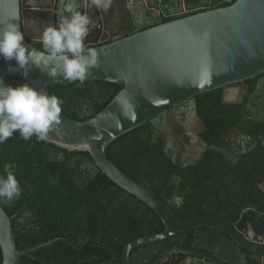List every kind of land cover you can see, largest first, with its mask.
<instances>
[{
    "label": "water",
    "instance_id": "obj_1",
    "mask_svg": "<svg viewBox=\"0 0 264 264\" xmlns=\"http://www.w3.org/2000/svg\"><path fill=\"white\" fill-rule=\"evenodd\" d=\"M230 1L113 0L106 14L95 8L85 9L96 25L85 43L98 53V65L86 81L116 85L120 89L105 108L91 117L92 105L87 112H81L82 116L78 112L77 119L62 110L60 124L48 132L44 142L68 152H87L101 173L149 207L162 222V232L137 238L124 247L121 264H130L128 255L139 245L188 232L194 233L190 249L170 247L151 264H170L172 256L180 255L183 260L179 264H264V247L260 248L264 241L263 213L248 208L233 225L206 216L181 221L176 210L182 198L174 199L177 206H173L149 188L146 181L122 172L106 155L113 141L146 122L159 128L169 109H185L198 121L195 97L204 93L221 90L222 104L243 103L248 89L241 83L264 75V0H236L230 6H221ZM58 3L59 0H36L40 10L35 11L28 0H0V28L17 24L24 33V43L35 48L33 43L39 42L43 29L29 23L27 14L44 15L46 27L58 22L55 15ZM197 11L201 12L190 14ZM173 17L177 19L162 23ZM107 39L111 41L106 42ZM9 63L15 67L14 61L0 58V79L12 87L27 83L51 95L48 88L79 84L49 78L32 65L25 69L28 72L25 79L19 69L9 72ZM261 96L262 92L256 91L247 98L242 118L260 120L261 111L256 109L253 114L250 108ZM260 138L264 146L263 133ZM193 140L198 148L192 146ZM257 142L255 137H242L236 128L211 144L185 134L173 144L172 164L183 167L184 155L195 162L207 149L242 157ZM180 179L173 173L169 182L174 184ZM259 189L264 193V183ZM33 249H18L11 218L0 205L1 264H21L22 255Z\"/></svg>",
    "mask_w": 264,
    "mask_h": 264
},
{
    "label": "trees",
    "instance_id": "obj_2",
    "mask_svg": "<svg viewBox=\"0 0 264 264\" xmlns=\"http://www.w3.org/2000/svg\"><path fill=\"white\" fill-rule=\"evenodd\" d=\"M174 19L177 17L162 23ZM33 46L42 48L40 43ZM113 86L86 81L48 90L62 98V110L77 119L78 112L82 116V108L77 107L84 104V112L93 107L90 117L105 108L116 92ZM195 102L206 128L201 137L208 144L232 128L256 138L264 132V120L242 119L240 108L224 109L221 90L199 95ZM164 141L152 123L146 122L113 141L106 155L122 172L146 181L167 201L175 191L169 179L176 173L181 178L177 194L183 201L176 210L181 221L206 216L232 224L244 208L264 213V193L258 187L264 181L263 146L259 144L246 153L240 162L208 149L196 164L178 169L164 152ZM5 163L16 165V178L23 191L19 199L0 205L11 218L18 249L34 248L22 255L21 264H121L128 243L164 230L154 212L111 182L87 152H68L35 137L24 141L16 132L0 144V175ZM192 243L193 232L179 233L133 248L128 261L151 264L166 249H190ZM181 258L173 256L172 264H179Z\"/></svg>",
    "mask_w": 264,
    "mask_h": 264
},
{
    "label": "clouds",
    "instance_id": "obj_3",
    "mask_svg": "<svg viewBox=\"0 0 264 264\" xmlns=\"http://www.w3.org/2000/svg\"><path fill=\"white\" fill-rule=\"evenodd\" d=\"M35 11L36 0H28ZM113 0H59L55 15L58 22L43 28L40 35L41 50L24 43L25 36L17 24L0 28V58L8 64L7 70H21L26 79L29 65L52 79L78 81L83 84L98 65V53L85 41L96 27L87 8L107 13ZM19 19V16H17ZM64 100L49 95L43 89L36 90L24 83L17 87L6 85L0 79V144H4L18 132L20 138L29 141H45L47 134L61 122ZM16 165L5 163L0 175V202H12L22 194L16 178Z\"/></svg>",
    "mask_w": 264,
    "mask_h": 264
},
{
    "label": "flooded vegetation",
    "instance_id": "obj_4",
    "mask_svg": "<svg viewBox=\"0 0 264 264\" xmlns=\"http://www.w3.org/2000/svg\"><path fill=\"white\" fill-rule=\"evenodd\" d=\"M26 18H27L28 22L31 23V24L32 23H36V25H38V27H40L42 29L45 27L44 26L45 16L42 15L41 13H36V12L29 13V14H27ZM116 21L118 23L121 22V21H119V19L116 20ZM125 27H128V26L125 25ZM120 29H123V26L122 25H120ZM101 31H102V28H101ZM105 34L108 35L109 33L107 32ZM110 41H111V39H107L106 42H110ZM35 43H40V42H34L33 45ZM241 85L245 86L248 89V94L245 96V98L243 100V103L241 105L222 104L223 106H225L224 109H232V110H235V109H239L240 108V114H241V111H242L243 107L248 102V101H246L247 98L250 97V96H252V95H254L256 93V91H261L262 92V96L260 97L259 100H255L254 101V105L251 106L250 109H252L253 114H254V111L256 109L260 110L261 113L258 115V118L260 119L259 121L264 120V75L259 76V77H256V78H253V79H250V80H246L243 83H241ZM113 87H114V89L116 91L115 92V94H116L119 91L120 88L118 86H113ZM195 107H196V102H195ZM77 109H81L80 112H84L83 110L86 109V108L82 106V107H77ZM169 110H170V112L164 117V120L161 123L160 127L159 128H155L154 126L153 127H154V129H155V131H156L157 134H159L161 136H164V138H165V141H164L165 142L164 143V152L166 153V155L168 156V158L170 159V161L172 163V158L175 156V149L173 147L174 142L181 140L182 137L186 134V135H190V136H197V138L198 137L200 138V141H203V142L206 143V141L201 137V134L206 130V128H205L204 124L202 123V121L200 120L199 117H198V121H197L196 119L193 118V116L190 113H188L189 111L187 112L185 109H169ZM196 114H197V112H196ZM242 119H244V118H242ZM247 119H250V118H247ZM232 129H230L229 131H231ZM227 133H225V134H227ZM262 133L264 134V132H261V133H259V135H258L257 138L255 137L258 140V142L248 152H251L252 150H255V148L259 144L261 146H263L262 145L261 138H260V135ZM241 136L244 137V138L254 137V136L246 135V134H243V133H241ZM193 138L194 137H191V140ZM191 144H192V146H195L197 148L199 147L198 144H196V141L195 140L191 141ZM165 146L167 147L166 150H165ZM189 150H191L194 153L196 152V149L194 147H189ZM221 152H223V151H221ZM223 154L229 160H232L234 162H240L243 159V157H244V155L246 153L243 154L242 157H240L241 155H238V154H235L234 156H231L228 153H224V152H223ZM199 156L197 157V160H198ZM197 160L194 162L191 157H187V155H184V158L182 159V162H181V163L184 164V166L183 167H178V169L179 168L182 169V168H185V167L193 166L194 164H196ZM171 176H170V178H171ZM180 182H181V179L177 183H174V184L169 182L170 184H172V185L175 186V191H174V193H173V195H172V197L170 199V201L172 202V204L174 206H177V203H176L177 201H175L174 199H180V198H182V196H180V195L177 194L178 193V188L177 187H178V185H179ZM262 183H264V181L261 182L258 185V187ZM246 209H248V208H244L243 211L246 210ZM260 213H262V212H260ZM239 216L236 219V221H234V223L237 222V220L239 219ZM234 223H232V224L231 223H228V224L233 225ZM193 235H194V233H193ZM219 240L220 241H223L224 238L219 239ZM219 240H218V242H220ZM193 241H194V236H193ZM200 244H202V243H200ZM227 245H228V243H227ZM205 247H207V245H205ZM261 247H264V241L262 243V246H260V248ZM182 260H183V257L180 259L179 263ZM251 262H254V261H251ZM170 264H172V260H171V263Z\"/></svg>",
    "mask_w": 264,
    "mask_h": 264
}]
</instances>
